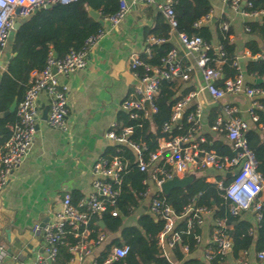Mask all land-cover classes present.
Returning <instances> with one entry per match:
<instances>
[{
    "label": "built area",
    "instance_id": "2783aa9c",
    "mask_svg": "<svg viewBox=\"0 0 264 264\" xmlns=\"http://www.w3.org/2000/svg\"><path fill=\"white\" fill-rule=\"evenodd\" d=\"M75 1L79 0H0V53L14 30L15 17L23 20L46 4H67ZM226 1L234 10L248 18L264 16V10L249 11L246 9L252 6L251 0ZM138 2L155 5L169 23L170 28L177 31L174 0H119L117 11L103 17L109 26H103L90 35L82 48H70L62 57H55L51 53L42 70L31 72L32 84L17 105L18 120L11 126L12 133L0 149V190L5 187L11 172L20 165L32 148L37 130V101L40 94L45 92L50 97L48 125L62 130L67 129V116L70 109L69 92L62 78L86 68L91 49L112 28L120 25L131 6ZM17 8L20 9L19 14H16ZM209 19L210 14L203 17L198 25ZM220 29L228 31L229 24L222 22ZM246 30L249 31V28L246 27ZM177 33L186 51L196 54V64L204 82L202 90H207L217 100L224 98L227 94H243L249 97L251 106L248 113L252 122H258V110L264 109V104L260 101V98L264 96V90L246 83L239 61L234 63L238 73L234 77L224 79L223 84L218 85L217 82L224 78L222 47L219 45L215 49L217 58H213L210 55L213 45L205 42L201 36L188 35L186 32L179 31ZM166 40L162 37L150 36L145 48L147 56L151 55L150 45L160 44ZM250 56H252L251 53ZM258 56L261 55H254L252 58ZM130 68L137 82L128 97L123 100L120 112L127 113L131 119L138 117L151 119L153 117V114L158 111L155 100L160 94L161 84L164 81L172 82L189 78V73L183 71L181 67L176 48H172L157 64L145 61L137 53L131 54ZM198 93V91H191L174 104L170 120L163 125L164 132H171L174 128L181 127L180 120L186 112L185 108ZM202 109L203 105L198 103L189 112L187 121L191 122L192 126L187 133L160 137L156 150L151 152L144 142H137L132 138L134 133L132 125L124 126L121 121H114L106 133V138L115 153L100 156L95 160L92 167L94 174L92 191L88 195L74 203L72 195L66 193L54 220L45 225L36 223L33 226L34 232L43 235V249L29 264H54L57 261L60 247L66 244L70 235L80 239L77 244L70 247L72 252L88 253L91 243L89 241L98 244L105 240L104 233H100L97 238H87L90 233L89 225L95 215L101 216L109 211L110 207H113L110 210L113 216L119 214V210L114 206L129 163V158L124 153L125 149L135 153V164L141 172L146 174L143 179L146 191L143 195L148 193L151 184L156 190L149 209L163 223L158 233V244L167 258H171V252L178 244L182 245L185 252H188V246L182 243L183 233H190L199 228L204 222L205 215L212 212L205 206L193 204L187 206L184 212L178 215L163 196L165 194L161 188L163 182L174 177L184 178L197 162H200L202 167H213L223 172H232V181L228 186H224L222 180L215 181L218 188L224 190L225 198L230 201L231 214L239 215L242 211L252 210L259 221L263 216L262 209L264 208V175L257 169L258 160L245 136L250 123L238 115L237 106L229 104L223 106L224 116H219L212 128L224 132L236 153L232 156L219 155L216 151L202 146L206 142L204 136L196 135L200 130L198 120L202 116ZM182 220L186 223L185 230L179 227ZM226 228L224 219L215 218L211 243L203 251L206 260H211L215 254L223 257L232 254L233 243ZM195 238L198 243L201 241L200 234H196ZM128 251L129 247L125 244L113 246L101 264H113L115 261H120ZM247 253L248 250H244L236 258L239 264L245 263L244 256ZM4 256L5 249L0 246V262ZM258 258L264 264V250L258 252ZM92 264L99 263L95 260Z\"/></svg>",
    "mask_w": 264,
    "mask_h": 264
},
{
    "label": "crops",
    "instance_id": "0c3cea01",
    "mask_svg": "<svg viewBox=\"0 0 264 264\" xmlns=\"http://www.w3.org/2000/svg\"><path fill=\"white\" fill-rule=\"evenodd\" d=\"M210 2V19L202 24L210 25L212 45L215 49L219 46L216 23L219 29L222 22H227L232 30L230 38L237 46V57L244 71L245 81L248 84H256L258 78L246 74L244 70L245 62L252 57L246 44L255 38L246 30V23L262 16L248 18L234 10L226 0ZM159 13L161 11L153 4H133L121 24L112 28L91 49L87 67L62 78L69 92L67 129L48 125L50 97L45 92L40 94L37 101V130L32 148L20 165L11 172L5 187L0 190V246L5 249V256L0 264L33 262L43 249V235L34 232L33 226L36 223L52 222L66 193H70L73 200L79 197L78 202L81 197L92 191L93 164L111 148L106 133L113 122L119 119L120 106L137 82L130 68V56L134 53L139 54L141 58L142 55H147L145 48L148 38L153 36L150 31L155 28ZM18 20L22 22V19L15 17V22ZM103 26L109 25L105 23ZM12 41L11 34L0 53V81L16 55ZM167 41L178 50L181 67L189 73L187 80H176L181 84L177 96L186 89H189L188 93L199 92L185 108L187 111L194 109L198 103L203 105L197 136H204L206 142L211 144L213 140L220 138L230 144L222 131L212 128L216 119L224 116L223 106L226 104L237 106L238 115L247 120L250 127L255 126L248 113L251 106L249 97L243 94H227L222 99H214L207 90H202L204 82L196 64V54L186 51L176 30L170 28ZM215 108L218 110L217 116L210 123V115ZM262 129L264 131V127ZM227 173L213 167H202L200 162H197L188 175L205 176L207 181L215 182L217 175L227 177ZM155 191L151 184L148 193L140 197L131 215L124 217V226L137 224L139 216L143 213L157 219L149 209ZM240 214L254 225L257 224L258 220L252 210H245ZM215 218L213 211L205 215L204 222L199 227L201 241L195 255L202 257L204 248L211 243ZM99 224L101 228H105L101 219ZM104 234L105 240L98 244L89 241L91 243L88 253L70 250L73 256L66 264H92L113 239L121 237V230L114 233L105 231ZM228 260L231 264H239L230 255ZM244 260V264H262L254 247L248 250Z\"/></svg>",
    "mask_w": 264,
    "mask_h": 264
},
{
    "label": "trees",
    "instance_id": "16d2710c",
    "mask_svg": "<svg viewBox=\"0 0 264 264\" xmlns=\"http://www.w3.org/2000/svg\"><path fill=\"white\" fill-rule=\"evenodd\" d=\"M252 6L246 7L249 11L264 10V0H251ZM119 8V0H79L67 4L55 3L51 7H41L32 15L22 20L17 30H13L12 48L16 53L11 60L8 70L3 74L0 81V149L12 133L11 126L18 120L17 110L8 116L3 113L16 99L18 104L24 98L27 89L32 84L31 72L42 70L49 55L57 52L59 57L65 55L70 48L80 49L85 40L99 29L103 28L98 20L89 14L90 9L99 11L102 17L109 16ZM174 10L177 19V31L186 32L188 35H199L205 42L212 45V32L210 25L198 23L212 10L210 0H174ZM219 45L224 52L223 74L224 78L218 81L234 77L237 67L234 64L237 60V46L230 38L231 28L228 31L218 29L216 23ZM249 33L255 38L250 39L246 46L252 56L261 55L256 58H249L244 65L245 73L254 76L262 81L254 85L264 90V16L260 19H252L246 23ZM170 25L165 17L159 13L156 18V26L150 33L155 37L169 39ZM148 33V34H150ZM258 38V39H256ZM160 44L150 45L151 55H142V59L152 64L161 62L172 48L169 41ZM260 40V41H259ZM262 44H261V43ZM210 55L217 58V53L212 46ZM181 84L177 81L163 82L161 91L155 103L158 111L151 119L138 117L131 119L125 112L119 113V121L124 126L132 125L134 133L132 138L137 142H144L149 151H155L158 146V139L162 136L178 135L187 133L192 123L187 121V116L192 109H188L180 120V128H174L171 132H164L163 125L169 121L172 115L174 104L189 89H186L177 96ZM264 104V96L260 98ZM17 104V105H18ZM217 108L210 115V123L217 116ZM259 120L254 127H250L245 133L250 148L254 151L258 160V171L264 175V109L258 110ZM224 134V132H223ZM222 134V135H223ZM206 149H214L219 155L234 154L232 146L222 138L202 144ZM115 150L109 148L108 154H114ZM125 155L129 158L128 167L124 172L120 193L116 197L115 206L120 214L113 216L110 210L101 216L95 215L89 225L90 233L87 238H97L105 231L114 233L121 230V237L113 239L105 250L97 258L101 264L107 257L113 246H121L122 242L129 247L128 253L113 264H231L227 257L215 254L211 260H202L195 252L198 248L196 234H200L199 228L190 233H183V244L188 246L185 252L182 245L178 244L171 252V258H167L158 244V233L163 223L154 216L143 213L139 216L137 224L124 226V217L131 215L138 200L146 191L143 179L146 174L141 172L135 164V153L125 149ZM224 186L232 181V176L225 177L217 175ZM165 201L173 208L176 214L181 215L189 205L205 206L213 211L216 218L226 221V232L232 239L233 247L231 258L236 259L244 250L254 247L256 252L264 250V208L262 218L254 225L251 221L243 218L241 214L232 215L230 212V201L225 198L224 190L219 189L216 182L207 181L205 176L195 177L194 181L184 188H174L168 194L163 195ZM79 197L74 198V203ZM103 219L105 228H101L99 220ZM180 229L185 230L186 223L182 220L179 223ZM80 239L70 235L66 244L59 250L57 261L54 264H66L73 256L70 247L77 244ZM62 256V257H61Z\"/></svg>",
    "mask_w": 264,
    "mask_h": 264
},
{
    "label": "water",
    "instance_id": "95a60500",
    "mask_svg": "<svg viewBox=\"0 0 264 264\" xmlns=\"http://www.w3.org/2000/svg\"><path fill=\"white\" fill-rule=\"evenodd\" d=\"M52 4H46L45 7L49 8L51 7ZM19 8L16 9V14H19ZM89 14L92 18H94L95 20H98L100 22L101 25L105 24L104 19L101 17V14L99 11H96L94 9H90L89 10ZM214 20V19H213ZM21 20H18L14 23V30H17L19 28V26L21 25ZM55 57H58L57 52H53ZM262 80L261 79H257L256 82L260 83ZM17 100L15 99L12 104L9 106L8 110H6L3 115L4 116H8L11 113L15 112L17 109ZM234 153H236V151H234ZM232 176V172H228L227 173V177ZM194 176L193 175H187L184 178H172L169 180H166L165 182H163L161 188L163 190V192L165 194H168L171 190H173L174 188H184L186 186H188L189 184H191L194 181ZM101 224H104L103 219H101ZM41 225H45V223H42ZM122 244H124V242H122ZM202 260H205L204 256L201 257Z\"/></svg>",
    "mask_w": 264,
    "mask_h": 264
}]
</instances>
